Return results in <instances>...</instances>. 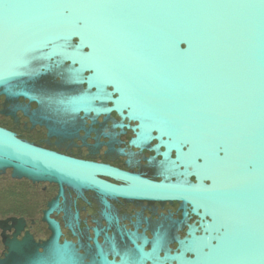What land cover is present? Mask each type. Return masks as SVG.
I'll use <instances>...</instances> for the list:
<instances>
[{
    "label": "water",
    "instance_id": "water-1",
    "mask_svg": "<svg viewBox=\"0 0 264 264\" xmlns=\"http://www.w3.org/2000/svg\"><path fill=\"white\" fill-rule=\"evenodd\" d=\"M238 2L0 0V94L35 101L34 86L62 71L68 85L87 87L51 103L133 121L134 145L156 142L162 180L76 161L2 129L0 173L176 202L184 212L174 227L196 218L183 239L160 228L152 239L127 232L130 246L95 239L87 258L60 243L46 214L50 239L6 240L0 264H264V11L230 6Z\"/></svg>",
    "mask_w": 264,
    "mask_h": 264
},
{
    "label": "flooded vegetation",
    "instance_id": "flooded-vegetation-1",
    "mask_svg": "<svg viewBox=\"0 0 264 264\" xmlns=\"http://www.w3.org/2000/svg\"><path fill=\"white\" fill-rule=\"evenodd\" d=\"M63 75L57 71L37 83L35 101L0 94V129L76 161L161 181L157 164L162 158L152 149L156 142L134 145L137 131L133 121L116 112L63 111L51 103L87 87L68 85ZM154 156L157 158L150 162ZM95 178L113 185L125 184L106 174L97 173ZM180 207L176 202L127 200L92 188L77 190L56 182L18 179L7 169L0 173V260L8 253L6 240L21 242L29 236L40 245L48 241L53 233L48 220L60 229V243L71 242L87 258L95 253L89 248L95 239L99 244L111 239L121 250L130 246L127 232L144 233L152 239L153 232L160 228L183 239L196 218L190 216L174 227L173 221L183 219ZM170 247L176 249L177 244Z\"/></svg>",
    "mask_w": 264,
    "mask_h": 264
},
{
    "label": "snow or ice",
    "instance_id": "snow-or-ice-1",
    "mask_svg": "<svg viewBox=\"0 0 264 264\" xmlns=\"http://www.w3.org/2000/svg\"><path fill=\"white\" fill-rule=\"evenodd\" d=\"M44 6L46 5H35V7H44ZM230 6L264 11V0H239L238 3L232 4ZM259 258L264 259V256H261Z\"/></svg>",
    "mask_w": 264,
    "mask_h": 264
}]
</instances>
